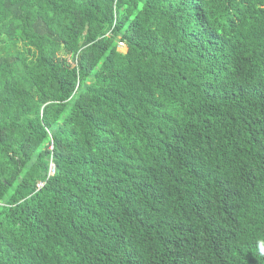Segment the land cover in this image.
Segmentation results:
<instances>
[{
	"label": "trees",
	"instance_id": "16d2710c",
	"mask_svg": "<svg viewBox=\"0 0 264 264\" xmlns=\"http://www.w3.org/2000/svg\"><path fill=\"white\" fill-rule=\"evenodd\" d=\"M259 240L264 0H0V264H264Z\"/></svg>",
	"mask_w": 264,
	"mask_h": 264
},
{
	"label": "built area",
	"instance_id": "2783aa9c",
	"mask_svg": "<svg viewBox=\"0 0 264 264\" xmlns=\"http://www.w3.org/2000/svg\"><path fill=\"white\" fill-rule=\"evenodd\" d=\"M118 49H119V51H120V49L122 50V49H124L125 50V45H124V43H122V42H119L118 43ZM123 50V51H124ZM55 172V166L53 165V164H50V167H49V175H52L53 173Z\"/></svg>",
	"mask_w": 264,
	"mask_h": 264
},
{
	"label": "clouds",
	"instance_id": "9594fccd",
	"mask_svg": "<svg viewBox=\"0 0 264 264\" xmlns=\"http://www.w3.org/2000/svg\"><path fill=\"white\" fill-rule=\"evenodd\" d=\"M257 248L261 255H264V240L257 241Z\"/></svg>",
	"mask_w": 264,
	"mask_h": 264
},
{
	"label": "rangeland",
	"instance_id": "374dc122",
	"mask_svg": "<svg viewBox=\"0 0 264 264\" xmlns=\"http://www.w3.org/2000/svg\"><path fill=\"white\" fill-rule=\"evenodd\" d=\"M123 50H124V49H122V50L120 49L121 52H123ZM64 57L67 58V59L69 60V57H66L65 55H64ZM69 61H70V60H69Z\"/></svg>",
	"mask_w": 264,
	"mask_h": 264
}]
</instances>
